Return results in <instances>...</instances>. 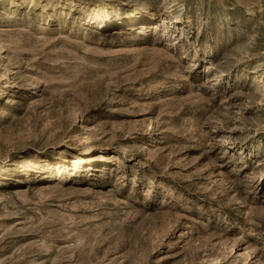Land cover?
<instances>
[{
  "label": "rangeland",
  "instance_id": "374dc122",
  "mask_svg": "<svg viewBox=\"0 0 264 264\" xmlns=\"http://www.w3.org/2000/svg\"><path fill=\"white\" fill-rule=\"evenodd\" d=\"M0 264H264V0H0Z\"/></svg>",
  "mask_w": 264,
  "mask_h": 264
},
{
  "label": "bare ground",
  "instance_id": "6f19581e",
  "mask_svg": "<svg viewBox=\"0 0 264 264\" xmlns=\"http://www.w3.org/2000/svg\"><path fill=\"white\" fill-rule=\"evenodd\" d=\"M150 25H142V26H139L136 30L139 31L141 29V32L140 34L142 33H146L148 28H149ZM135 32V31H134Z\"/></svg>",
  "mask_w": 264,
  "mask_h": 264
}]
</instances>
